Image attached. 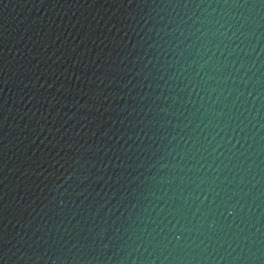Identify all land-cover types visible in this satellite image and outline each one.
I'll list each match as a JSON object with an SVG mask.
<instances>
[{"label":"water","instance_id":"1","mask_svg":"<svg viewBox=\"0 0 264 264\" xmlns=\"http://www.w3.org/2000/svg\"><path fill=\"white\" fill-rule=\"evenodd\" d=\"M0 264H264V0H0Z\"/></svg>","mask_w":264,"mask_h":264}]
</instances>
